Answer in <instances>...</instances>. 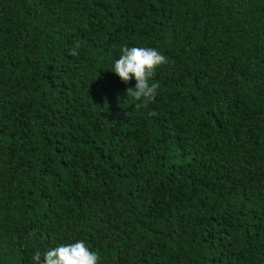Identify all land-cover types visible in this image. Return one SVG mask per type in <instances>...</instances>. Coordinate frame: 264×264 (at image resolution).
I'll return each instance as SVG.
<instances>
[{
    "label": "trees",
    "instance_id": "obj_1",
    "mask_svg": "<svg viewBox=\"0 0 264 264\" xmlns=\"http://www.w3.org/2000/svg\"><path fill=\"white\" fill-rule=\"evenodd\" d=\"M125 46L168 60L147 108ZM77 241L264 264V0H0V264Z\"/></svg>",
    "mask_w": 264,
    "mask_h": 264
},
{
    "label": "clouds",
    "instance_id": "obj_2",
    "mask_svg": "<svg viewBox=\"0 0 264 264\" xmlns=\"http://www.w3.org/2000/svg\"><path fill=\"white\" fill-rule=\"evenodd\" d=\"M80 47V43L75 42L69 54L78 56ZM167 63L166 56L154 48L127 46L122 48V54L115 60L111 71L126 84L135 79V87L126 89L129 99L137 102L134 103L135 110L147 108L155 101L159 85L150 81L153 80L157 69ZM99 260V254L90 250L84 241L61 244L49 249L43 257L40 252L32 256L33 264H98Z\"/></svg>",
    "mask_w": 264,
    "mask_h": 264
}]
</instances>
